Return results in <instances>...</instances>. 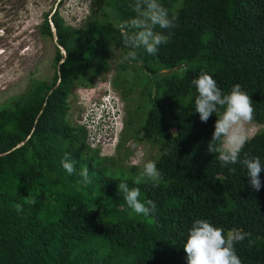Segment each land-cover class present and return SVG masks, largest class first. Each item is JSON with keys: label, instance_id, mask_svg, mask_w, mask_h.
I'll return each mask as SVG.
<instances>
[{"label": "trees", "instance_id": "16d2710c", "mask_svg": "<svg viewBox=\"0 0 264 264\" xmlns=\"http://www.w3.org/2000/svg\"><path fill=\"white\" fill-rule=\"evenodd\" d=\"M133 2L92 0L80 28L57 12L44 15L39 34L52 40L54 28L57 37L53 82H36L0 105V264H187L183 244L196 219L225 235L249 233L236 254L242 264H264V127L240 154L261 160L256 191L242 163L225 166L207 151L217 114L200 121L191 83L203 72L224 94L239 84L253 102L252 122L264 124V0H158L176 17L174 28L156 29L170 32L168 41L154 55L135 49L114 82L143 116L135 140L157 148L161 179L140 184L139 173L92 169L97 155L88 153L86 131L65 119L73 86L107 71L114 49L131 50L121 25L134 18ZM66 154L75 161L72 175L61 165ZM84 168L91 183L80 182ZM120 183L139 188L140 201H153L155 211L132 212Z\"/></svg>", "mask_w": 264, "mask_h": 264}, {"label": "clouds", "instance_id": "9594fccd", "mask_svg": "<svg viewBox=\"0 0 264 264\" xmlns=\"http://www.w3.org/2000/svg\"><path fill=\"white\" fill-rule=\"evenodd\" d=\"M130 7L135 16L121 25L123 43L131 49L125 56V60L128 61L136 59L135 49L143 48L150 55L156 54L158 47L166 43L171 35L169 32L166 36L156 29H172L175 27L176 19L175 16L169 18L168 10L158 0H134ZM191 83L197 93L194 105L195 113L199 114L200 121L207 122L210 116L217 114L215 115L214 132L207 151L217 154V159L225 166L237 162L242 163L247 170L250 186L259 191L261 187L259 174L262 171L260 158H249L248 153H244L243 159L240 157L247 141L259 132L251 138L247 134L246 126L253 123L254 118L253 102L250 96L241 90L239 84L234 85L229 93L224 94L213 77L203 72ZM79 86L76 92L82 90L86 96L92 92L86 107V127L81 126L86 131L88 147L93 143L98 145L100 143L98 139H102L99 136H107L110 133L119 134L120 111L117 107L122 102L124 103L123 94H113L111 87H94L93 83ZM259 126L263 128L264 124ZM90 139H95V141L90 144ZM61 165L69 175L76 171L75 161L68 159L67 154L61 161ZM230 171L234 172L235 169H230ZM79 175L82 178L80 182L91 183L87 168L81 170ZM145 178L154 183L160 181L161 173L157 169L155 161L149 160L143 163L142 171L135 178L134 183L140 184ZM118 188L123 193L126 205L132 212L149 216L155 211L156 205L153 201H140L139 188L130 189L126 183H120ZM30 203L34 205L36 201L33 199ZM15 207L18 212L23 211V205L17 204ZM249 235V233L236 228L231 229L225 235L222 228L213 226L207 220L196 219L183 244L187 264H242L236 254L235 244L243 241Z\"/></svg>", "mask_w": 264, "mask_h": 264}, {"label": "rangeland", "instance_id": "374dc122", "mask_svg": "<svg viewBox=\"0 0 264 264\" xmlns=\"http://www.w3.org/2000/svg\"><path fill=\"white\" fill-rule=\"evenodd\" d=\"M91 7V0H0V105L24 95L36 82L48 87L53 82L55 43L53 39H43L39 34L44 15L51 14L50 19L57 12L66 25L80 28L86 24ZM124 60L122 50L114 49L108 70L92 78L93 86L111 87L113 94H122L114 82L119 64ZM79 85L85 84L73 86L65 117L68 123L76 127L85 126L86 107L92 93L86 96L84 91L81 90L82 95L79 90L77 95ZM127 96L134 97L137 93ZM137 106H128V101H124L117 107L120 111L119 134L99 136L102 139H98V145L92 144L95 139H90L92 145L88 153L97 155L92 169L104 167L107 174L110 173L109 169L136 174L142 171L144 162L156 161L157 148L150 142L136 141L132 134L143 118L136 111ZM128 119L130 125L126 124ZM246 128L251 138L262 126L251 123Z\"/></svg>", "mask_w": 264, "mask_h": 264}, {"label": "water", "instance_id": "95a60500", "mask_svg": "<svg viewBox=\"0 0 264 264\" xmlns=\"http://www.w3.org/2000/svg\"><path fill=\"white\" fill-rule=\"evenodd\" d=\"M52 32H53V41H54V43H56L57 37H56V31H55L54 28L52 29ZM61 53L63 54V59L61 60V62H62V61L65 59V57H66V54H65L64 49H61ZM59 83H60V78H59L57 84L54 86V89L58 86ZM50 93H51V91H50ZM50 93H49V94H50ZM22 144H23V143H22ZM19 146H20V145H19ZM228 232H229V231H228Z\"/></svg>", "mask_w": 264, "mask_h": 264}]
</instances>
